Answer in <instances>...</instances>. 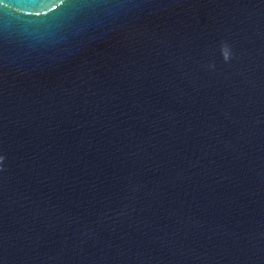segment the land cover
Here are the masks:
<instances>
[{
	"label": "water",
	"instance_id": "obj_1",
	"mask_svg": "<svg viewBox=\"0 0 264 264\" xmlns=\"http://www.w3.org/2000/svg\"><path fill=\"white\" fill-rule=\"evenodd\" d=\"M53 11L0 5V264H264V0Z\"/></svg>",
	"mask_w": 264,
	"mask_h": 264
},
{
	"label": "snow or ice",
	"instance_id": "obj_2",
	"mask_svg": "<svg viewBox=\"0 0 264 264\" xmlns=\"http://www.w3.org/2000/svg\"><path fill=\"white\" fill-rule=\"evenodd\" d=\"M68 3V0H47L38 11L34 10L35 0H16L15 5L5 4V0H0V5H4L5 10L10 7H16L17 10L24 11L27 10L28 16L43 17L48 16L50 13H54L53 10L61 9ZM225 56L231 57L230 47L225 50ZM4 160L3 154H0V162Z\"/></svg>",
	"mask_w": 264,
	"mask_h": 264
},
{
	"label": "clouds",
	"instance_id": "obj_3",
	"mask_svg": "<svg viewBox=\"0 0 264 264\" xmlns=\"http://www.w3.org/2000/svg\"><path fill=\"white\" fill-rule=\"evenodd\" d=\"M228 48H229V45H228L227 43H222V44H221L220 51H221V53H222V55H223V58H224L226 61L229 59V57H228V56H225V55H224V52H225V50L228 49Z\"/></svg>",
	"mask_w": 264,
	"mask_h": 264
}]
</instances>
